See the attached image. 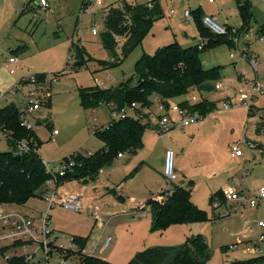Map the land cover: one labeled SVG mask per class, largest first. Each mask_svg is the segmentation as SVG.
Masks as SVG:
<instances>
[{"label": "rangeland", "instance_id": "obj_1", "mask_svg": "<svg viewBox=\"0 0 264 264\" xmlns=\"http://www.w3.org/2000/svg\"><path fill=\"white\" fill-rule=\"evenodd\" d=\"M28 1L0 0V78L6 84L15 78V82L9 84V90L23 77L45 73V82L38 91L41 107L30 115V120L43 141L41 156L54 168L64 159L74 162L75 151H94L103 146V140L94 130L114 118L108 105L85 109L81 104L80 87L98 82L101 87L119 84L134 74L136 61L143 53L153 54L161 45L178 40L181 45L188 46L197 43L199 35L206 40L222 36L234 41L217 42L200 53L205 67L222 66L219 80L222 79L223 87L194 93L209 98L216 106L229 92L247 89L257 73L264 80V36L257 34L258 25L264 21L261 0H250L255 13L251 22L254 31L244 30L242 26L240 0H160L164 14L153 21L142 41L123 59L122 36H116L118 45L114 51L103 44L105 8L109 4L122 6L126 1L134 3L136 0H102L99 4L92 0L87 7H83L82 0H48V5L31 0L23 10ZM172 8L174 12H171ZM186 9L191 10L190 16L185 15ZM194 9L202 17L205 14L215 16L227 31L215 35L202 25V32H199ZM93 26L98 27V33H93ZM73 41L77 43L76 48H71ZM25 43L26 49L16 51L19 44ZM235 49L252 52L259 59L257 70L241 55L232 57L231 51ZM79 52L85 59L80 68L77 67ZM10 55H16L17 61L7 63ZM10 68L15 72L11 73ZM190 95L186 93L173 99L179 101ZM26 100V92L18 90L9 92L0 103L14 101L21 111ZM49 100L50 104L47 103ZM253 102L252 112L243 105L228 109L218 107L197 122L175 128L164 136L146 127L143 132L145 146L137 153L124 151L123 156L117 155L112 165L103 166L98 176L89 181L71 178L59 182L61 195H81L85 205L82 210L62 205L51 209L52 225L62 237L61 241L69 245L65 254L70 257L71 264H81L75 253L81 250L102 256L113 264H126L141 248L191 243L197 236L207 244L204 246V251L208 252L205 264H228L256 256L257 253L246 252L243 245L230 247L237 240L235 232L246 223L264 219V197L256 206L246 201L264 186V148L261 146L264 145V132L259 127L264 117V93L257 94ZM53 129H58V133L53 134ZM245 136L255 140L262 151L251 152L245 148L243 157L230 159L228 145L241 142ZM167 146L175 150L174 164L179 177L174 182L189 186L193 181L191 198L206 211L207 218L173 222L162 229H153L148 197L164 202L174 190L170 192V187L168 193L159 189L166 181L172 183L160 172ZM8 148L7 140L0 133V150ZM232 177L246 193L244 204L241 200L226 202L217 197L221 205L215 208L210 196L231 184ZM13 204L28 213H36L47 205L38 196L29 198L23 205ZM90 207L96 208L94 212L89 211ZM226 212L231 213L216 214ZM258 231L257 227L253 236ZM77 235L86 239L85 245L82 239L76 243L74 236ZM107 235L113 240L102 250L103 238Z\"/></svg>", "mask_w": 264, "mask_h": 264}, {"label": "trees", "instance_id": "obj_2", "mask_svg": "<svg viewBox=\"0 0 264 264\" xmlns=\"http://www.w3.org/2000/svg\"><path fill=\"white\" fill-rule=\"evenodd\" d=\"M30 1L23 10L29 6ZM91 1L82 0L83 7H87ZM192 11L198 31L202 32V25L207 28L203 23V17L197 10ZM239 11L242 26L244 30H248L252 26L254 16L250 0H240ZM163 14L164 6L160 0L134 3L126 1L122 6L107 5L104 14L105 30L102 33L104 46L114 51L118 45L116 36H122L124 40L121 44V58L127 57L142 41L153 21ZM236 32L238 33V30ZM257 33L264 36V22L258 25ZM223 40L234 42L226 37H214L208 38L200 47L198 42L183 46L178 40H174L161 45L153 54L143 53L136 61L134 74L119 84L111 87H101L99 84L80 87L81 104L85 109L98 108L102 106V102L105 105L109 101H114L118 107L134 100L151 104L152 94L174 98L188 93L191 86H196L199 91L213 90L215 81L222 76V66L205 67L200 53L206 46ZM26 47V43L19 44L16 51H23ZM73 47H77L76 41L72 42L71 48ZM84 64L83 54L77 53V67H83ZM44 74L38 73L41 76H45ZM24 79L25 77L18 83ZM186 99H182L181 103L188 104ZM47 103L50 104L51 101ZM190 107L199 109L204 116L217 108L207 97L190 104ZM39 121L37 120L38 123ZM146 127L145 123L132 116L112 119L108 124L97 127L94 131L103 140L104 145L91 154H84L80 150L73 152L76 153L74 163L65 174L58 175V182L71 178L80 179L82 182L89 181L98 176L103 166L112 165L119 152L137 153L144 146L143 132ZM0 130L9 145L8 149L0 150V203L11 202L23 205L29 198L42 193V186L51 176L39 151L43 141L33 128L22 124L19 107L14 101L0 106ZM22 138L29 140L31 148L18 153L17 142ZM261 146L264 148L263 144ZM192 182L189 186L175 183L174 190L164 202L153 200L152 196L148 197L147 204L152 216L153 229H162L173 222L199 221L207 218L206 211L197 206L191 198ZM217 197L224 200L221 189L212 193L210 202L212 203ZM81 239L85 245V238L74 236L76 243ZM204 246L207 247V244L201 236L194 237L191 243L181 245H151L136 251L126 264H205L208 252L204 251ZM75 253L79 255L81 264H113L102 256L83 250ZM256 259L264 260V255L257 256Z\"/></svg>", "mask_w": 264, "mask_h": 264}, {"label": "built area", "instance_id": "obj_3", "mask_svg": "<svg viewBox=\"0 0 264 264\" xmlns=\"http://www.w3.org/2000/svg\"><path fill=\"white\" fill-rule=\"evenodd\" d=\"M210 2H216L218 0H209ZM264 6V0H261ZM42 5H48V0H38ZM100 0H96L95 3H99ZM174 12V9H171ZM190 10H185V15L190 16ZM203 23L212 32L216 34H223L227 31L225 25L220 23L213 15L205 14L203 16ZM253 26L249 27V31H254ZM98 27L93 26V33H98ZM258 34V33H257ZM259 35V34H258ZM260 36V35H259ZM263 37V36H260ZM238 39L237 37L235 38ZM206 42V39L202 38L199 42V46L202 47ZM71 52V51H70ZM241 55L243 59H247L251 62L254 68L257 70L259 60L253 56L252 53L246 49H235L231 51V56ZM16 55H10L7 58L8 62L17 61ZM15 69L11 68V72ZM55 78V76H53ZM45 82V76L33 74L25 77V79L18 83L9 90H0V97H7L8 93L23 90L26 92V103L23 105L20 111V118L23 125L28 128H33L34 124L30 120V115L41 107V102L38 101V91ZM97 84H100L99 82ZM27 85V87H26ZM223 87V81H215V89H221ZM198 90L196 86H191L188 93L190 97L186 99L188 104H182L181 100L176 101L172 98L161 97L157 94L151 95V104H144L141 101H132L121 107H118L114 101L105 103L111 107L114 112V118H124L126 116H132L141 120L147 127L152 128L161 136H164L174 128H185L191 123L197 122L204 117V114L200 110H195L190 107L203 97L198 96L194 92ZM259 93H264V80L259 77L258 73L256 78L249 81L247 89L241 88L238 91H231L226 95L219 105L223 109H228L233 105H243L252 109L254 106L253 99ZM103 105V102H102ZM260 130L264 132V118L260 124ZM58 133V129H53V134ZM29 140L22 138L17 142L16 152L22 153L30 150ZM245 148H248L251 152H255L257 149L260 151L257 142L251 138L244 137L241 142H234L230 145V153L232 156H241L245 153ZM40 149V148H39ZM84 154H91L93 151H85ZM262 151V150H261ZM119 152V156L122 155ZM175 150L171 147H167L165 151V158L163 164V175L170 181H175L179 177L174 164ZM44 160V159H43ZM46 169L51 173L42 186V193L38 197L46 201V208L38 210L36 213H28L22 211L18 207L14 206L10 202L0 203V264H71L70 257L65 254L66 248H69L68 244H64L61 240L59 233L52 225V213L51 209L56 205H62L72 210H82L84 203L81 195L60 194V184L58 182V175L65 174L69 168L72 167L74 162L62 161L61 165L57 168L52 167L48 161L44 160ZM222 195L224 201H239L244 204L246 199V193L244 189L237 186V180L224 186L222 189ZM264 197V186H260L253 197L246 200L249 205L256 206L260 200ZM245 198V199H244ZM221 205V201L214 200V206ZM235 207H238L236 204ZM96 208H89V211L94 212ZM231 212H226L228 214ZM259 228L258 234L253 236L252 232L256 228ZM264 219L259 218L256 222L246 223L245 226L234 235L237 236V240L230 247L243 248L246 252L257 253L256 256L249 258L248 260H233L228 264H264V260L256 259L257 256L264 255ZM113 237L107 235L103 238L102 250H105L112 242ZM72 245V244H70Z\"/></svg>", "mask_w": 264, "mask_h": 264}, {"label": "crops", "instance_id": "obj_4", "mask_svg": "<svg viewBox=\"0 0 264 264\" xmlns=\"http://www.w3.org/2000/svg\"><path fill=\"white\" fill-rule=\"evenodd\" d=\"M141 2V1H145V0H136L135 2ZM100 2H102V0H100ZM39 3V2H38ZM99 4V3H98ZM14 7L15 8H17V6L16 5H14ZM252 11H253V9H252ZM253 13H254V11H253ZM254 15H255V13H254ZM264 22V21H263ZM262 22V23H263ZM261 24V23H260ZM185 35L186 36H189V33L188 32H185ZM194 37H196L195 35H194ZM203 37H201L200 35H199V39H198V43L201 41V39H202ZM4 41V40H3ZM3 41H2V43H3ZM252 53V52H251ZM259 60V59H258ZM6 61H7V59H6ZM7 63H9V64H11V63H13V62H8L7 61ZM10 72H11V68H10ZM15 72V71H14ZM14 72H11V73H14ZM15 80V78L14 77H12V79H11V81H9V82H7V84H6V82L3 80V79H1L0 78V90H4V91H6V90H8V88H9V84H13V82H15L14 81ZM12 82V83H11ZM177 97H179V96H177ZM223 97V96H222ZM221 97V98H222ZM1 98H5V97H0V99ZM7 99V98H6ZM173 99V98H172ZM11 102V101H10ZM7 103H9V101L8 102H4V103H0V106H3V105H5V104H7ZM219 107V105L217 106V108ZM250 111H253V107H252V109H250ZM262 118H264V117H262ZM260 127V126H259ZM175 129V128H174ZM173 130V129H172ZM0 133H2V135L4 136V134H3V132L0 130ZM5 137V136H4ZM245 137H247V136H245ZM249 138V137H248ZM6 139V138H5ZM144 146H145V142H144ZM143 146V147H144ZM142 147V148H143ZM167 147H169V146H167ZM166 147V148H167ZM142 148H140V149H142ZM40 149H41V147H40ZM40 149H39V151H40ZM140 149L138 150V151H140ZM227 155L229 156V158L230 159H238V158H241V157H243L244 155H245V153L243 154V155H241V156H232L231 155V153H230V145H228V147H227ZM124 155V153L122 154V155H120V156H123ZM161 163V165L160 166H162L163 164H162V161L160 162ZM102 169V168H101ZM161 169H162V167H161ZM160 172H161V174L163 175V172L160 170ZM164 176V175H163ZM166 179V178H165ZM234 179H236V178H234V177H232V180L234 181ZM167 180V179H166ZM237 180V179H236ZM167 183L166 184H162V185H160V187H159V189L161 188V191H165V192H168L169 193V191H168V188H170V187H172L171 189H170V192L172 191V189L175 187V183L176 182H174V181H171L172 183H170L169 181H166ZM229 184V183H228ZM220 189H222V187L220 188ZM153 195V194H152ZM220 206V205H219ZM218 206V207H219ZM148 209L150 210V208L148 207ZM142 249V248H141ZM138 251V250H137Z\"/></svg>", "mask_w": 264, "mask_h": 264}]
</instances>
